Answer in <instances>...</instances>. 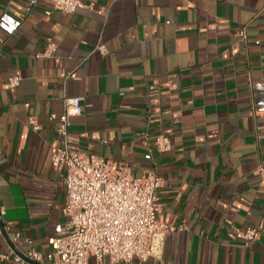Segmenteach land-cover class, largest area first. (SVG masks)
I'll return each mask as SVG.
<instances>
[{"label":"crops","instance_id":"obj_1","mask_svg":"<svg viewBox=\"0 0 264 264\" xmlns=\"http://www.w3.org/2000/svg\"><path fill=\"white\" fill-rule=\"evenodd\" d=\"M82 2L92 9L63 15L0 0V253L28 250L13 233L41 253L66 235L52 116L78 97L79 153L162 178L158 221L174 231L159 259L131 264H264V0ZM158 135L169 152H157ZM246 228L255 242L237 238Z\"/></svg>","mask_w":264,"mask_h":264},{"label":"built area","instance_id":"obj_2","mask_svg":"<svg viewBox=\"0 0 264 264\" xmlns=\"http://www.w3.org/2000/svg\"><path fill=\"white\" fill-rule=\"evenodd\" d=\"M45 2L53 11L63 15L75 13L79 9H92L82 0H36ZM51 12H46L50 15ZM54 45L49 44L44 56L49 55ZM96 51L107 54V48L99 45ZM20 77L8 79V87H18ZM83 108L81 99L68 98L64 110L53 115L57 120L60 146L51 150L50 164L57 172L65 169L63 185L65 203L62 213L67 218L65 236L49 241L50 249L44 253L37 251L32 241L21 239L19 233L10 235L11 243L27 245L22 255L0 253V261L15 264H88L93 258L97 263L131 264L134 260L147 262L162 255L166 236L174 228L158 221L161 205L156 196L162 178L153 169H148L140 177L131 176L124 165L114 167L108 159L79 153L76 141L70 135L71 118L80 116ZM149 138L143 137L146 143ZM159 153H167L172 145L166 135L153 137ZM144 159L151 160L150 154ZM258 175L264 181V167H258ZM1 215V214H0ZM0 231L9 234V229L1 225ZM258 237L254 228H246L237 234L238 239L253 243Z\"/></svg>","mask_w":264,"mask_h":264},{"label":"water","instance_id":"obj_3","mask_svg":"<svg viewBox=\"0 0 264 264\" xmlns=\"http://www.w3.org/2000/svg\"><path fill=\"white\" fill-rule=\"evenodd\" d=\"M27 263H29V264H36V263H33V262H31V261H28L27 259H24Z\"/></svg>","mask_w":264,"mask_h":264}]
</instances>
